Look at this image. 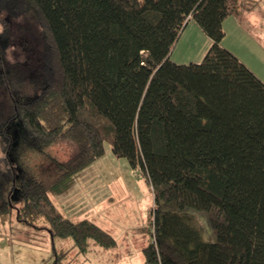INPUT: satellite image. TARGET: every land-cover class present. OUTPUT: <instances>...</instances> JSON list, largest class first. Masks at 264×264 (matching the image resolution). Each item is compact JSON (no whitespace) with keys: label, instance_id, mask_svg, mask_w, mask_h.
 Returning a JSON list of instances; mask_svg holds the SVG:
<instances>
[{"label":"trees","instance_id":"trees-1","mask_svg":"<svg viewBox=\"0 0 264 264\" xmlns=\"http://www.w3.org/2000/svg\"><path fill=\"white\" fill-rule=\"evenodd\" d=\"M252 0H0V15H34L41 26L46 84L14 94L0 125L14 121L29 144L72 139L77 153L55 181L23 178L21 205L0 178V216L47 223L72 249L112 248L114 235L88 218L72 221L51 195L106 153L127 158L153 187L146 264H264V82L223 46L224 22L256 9ZM192 20L213 40L200 62L173 50ZM207 225L213 239L204 238Z\"/></svg>","mask_w":264,"mask_h":264},{"label":"rangeland","instance_id":"rangeland-1","mask_svg":"<svg viewBox=\"0 0 264 264\" xmlns=\"http://www.w3.org/2000/svg\"><path fill=\"white\" fill-rule=\"evenodd\" d=\"M250 5L256 9L240 18L230 16L224 22L226 37L222 44L264 82V0H252ZM41 37V26L34 15L19 20L7 14L0 15V125L13 116L12 93L34 95L46 84L41 69L44 51ZM212 44L210 36L193 20L175 45L172 59L186 64L200 62ZM9 136L11 146L0 135V178L6 183L5 191H12V201L16 205L22 203L23 178L39 177L49 184L60 175V163L69 161L78 151V145L70 138L60 139L47 147L31 146L20 121L11 124ZM71 176L81 180L75 184L69 182L70 186L80 187L89 195L93 192L106 195L110 228L116 237L121 235L119 241L123 243L107 249L96 245L86 254L75 247L64 262L146 264L143 248L149 243L150 234L140 226L149 222L155 197L145 175L140 170L134 172L128 159L113 154L111 144L107 143L102 158ZM99 222L105 223L104 220ZM46 226L44 220L36 225L20 222L16 210L0 216V264H55L58 256L52 233ZM204 227V238L213 239L206 224ZM57 240L59 252L61 244L64 249L75 244L71 237ZM118 249L123 254L118 253Z\"/></svg>","mask_w":264,"mask_h":264},{"label":"crops","instance_id":"crops-1","mask_svg":"<svg viewBox=\"0 0 264 264\" xmlns=\"http://www.w3.org/2000/svg\"><path fill=\"white\" fill-rule=\"evenodd\" d=\"M136 170L134 169V172H136ZM103 178H105V176H103ZM80 180H81L80 178H75L74 176H71L65 180L60 181V183L53 185L50 188L52 197L54 198V200L57 201L60 209L64 211L66 216L70 218L72 221L73 220L80 221V220H84V218H88L92 221H96L103 229L111 232L114 235V237L118 241V245L122 244L123 242L121 240H120L121 242L119 241V236L121 235H118L116 237L115 236L116 234L113 232L114 230H111L110 228V220H109V215H108L109 212L107 211V208L105 206V203L107 201L106 195L99 194V192L98 194L96 193L94 194L93 192L89 195L87 191L82 192L80 187H76V186L73 187L72 185L70 186L71 182H74L75 184L76 181H80ZM79 192H81V194H79ZM153 208L154 207L152 206V210ZM102 220H104L105 223L99 222ZM144 220L145 219H143V221ZM144 222H146V220ZM149 222H150V217H149ZM149 222L143 226H140V228L142 227L144 228L145 226L149 224ZM57 243H58V240L53 239V244H55V246L57 245ZM118 245L116 247H118ZM93 246H96V245L93 244L92 247ZM63 247L64 245L61 244L60 250H63L64 249ZM71 247H73V245ZM123 248L125 249V247ZM118 253L123 254V252H120L119 249H118ZM82 254H86V252Z\"/></svg>","mask_w":264,"mask_h":264}]
</instances>
